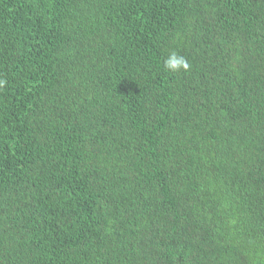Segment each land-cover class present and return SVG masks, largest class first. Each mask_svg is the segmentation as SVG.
<instances>
[{
	"label": "trees",
	"instance_id": "16d2710c",
	"mask_svg": "<svg viewBox=\"0 0 264 264\" xmlns=\"http://www.w3.org/2000/svg\"><path fill=\"white\" fill-rule=\"evenodd\" d=\"M0 80V264H264V0H0Z\"/></svg>",
	"mask_w": 264,
	"mask_h": 264
},
{
	"label": "clouds",
	"instance_id": "9594fccd",
	"mask_svg": "<svg viewBox=\"0 0 264 264\" xmlns=\"http://www.w3.org/2000/svg\"><path fill=\"white\" fill-rule=\"evenodd\" d=\"M164 67L167 71L173 73L179 72L181 70L188 71L190 68L187 59L176 52H172L169 54V56L164 61ZM4 84L5 81L0 80V87H3Z\"/></svg>",
	"mask_w": 264,
	"mask_h": 264
}]
</instances>
